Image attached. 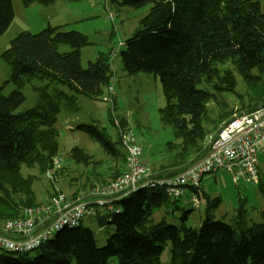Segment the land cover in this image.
<instances>
[{
  "label": "trees",
  "instance_id": "obj_1",
  "mask_svg": "<svg viewBox=\"0 0 264 264\" xmlns=\"http://www.w3.org/2000/svg\"><path fill=\"white\" fill-rule=\"evenodd\" d=\"M56 1L22 0L26 7ZM110 2L119 9L152 4L134 35L126 40L121 60L129 75L148 72L163 82L166 104L161 108V119L172 126L180 140L168 143L169 149L175 151L172 162L150 177L147 184L108 203L100 204L97 197L83 195L79 190L72 192L67 195L69 199H88L89 214L51 231L34 249L0 247V264H110L114 257L118 258L117 264H165L161 256L168 244L169 264H264V210L260 219L254 220L241 202L231 222L216 219L214 209L222 198L206 195L204 219L199 227L188 223L191 210L184 211L179 225L164 217L156 222L153 216L156 208H162L172 198L176 202L184 197H173L156 178L184 169L198 157L209 132L235 113L264 103V9L260 0ZM14 16L12 0H0V36ZM65 26L48 23L39 32L23 30L2 53L11 67L7 82L15 88L5 94V84L0 86V225L22 219L27 208L46 203L39 201L33 188L38 176L23 172V168H37L43 174L53 166L60 147L57 123L61 112L74 106L77 94L101 93L115 75L111 54L100 53L84 67L81 48L90 44L89 36ZM62 45L70 49L62 50ZM238 75L245 84L239 91ZM35 77L62 82L70 91L39 86L36 104L23 109V89ZM211 103L217 107L212 111L216 117L210 115ZM123 124L121 120L117 126ZM76 129L98 139L109 156L122 161L112 167L107 177L97 173V182L96 177L90 180V187L118 177L125 168L126 152L119 150L96 124L80 123ZM71 153L76 163L95 161L84 148L76 146ZM200 189L201 183L188 186L185 195L190 199L195 195L197 202L193 203L198 208ZM43 215L39 212L35 217L41 219ZM87 218L108 228L110 234L104 245L98 244L93 229L83 223ZM2 232L13 239H25L23 233L3 228ZM36 249V256H28Z\"/></svg>",
  "mask_w": 264,
  "mask_h": 264
},
{
  "label": "rangeland",
  "instance_id": "obj_2",
  "mask_svg": "<svg viewBox=\"0 0 264 264\" xmlns=\"http://www.w3.org/2000/svg\"><path fill=\"white\" fill-rule=\"evenodd\" d=\"M12 2L15 10L14 19L5 33L0 36V86L5 84V94L10 93L15 86L12 82H7L11 75V67L3 59L2 53L18 33L26 29L39 32L48 23L52 25H59L53 23H65L67 29H76L86 33L89 36L90 44L81 48L83 66L88 67L89 61L95 60L100 53L111 54L115 73L110 79V81L115 80V91L111 101L105 100V97L110 94L108 86H105L102 92L96 96L77 94L74 106L64 108L59 115L57 123L60 131L58 156L62 158L60 173H57L59 170L54 171L50 178L46 172L40 174L37 168H23V172H30L38 176L33 188L39 201L43 203L49 201V191L52 194L62 192L70 196L72 192L79 190L83 195L84 193L91 195L90 180L92 181L100 172L107 177L112 167L122 162L109 156L98 139L85 131L76 129L80 123L96 124L116 142L119 150L123 149L126 152L125 169L121 174L128 169V149L121 139L120 126H117L121 120L124 123L121 127L131 126L133 128L141 147L139 159L150 168V177L158 174L162 167L170 165L171 157L175 151L169 149L168 143L180 140L176 137L172 126L164 124L161 119V108L166 104L163 82L159 76L156 77L148 72L140 71L135 75H129L124 70L121 60V51L126 48V40L134 35L141 18L150 11L152 4L138 8L123 6L119 9L110 2L111 10L116 15L115 20H111L107 18L108 12L102 0H62L54 5H32L29 7L24 6L22 0H12ZM260 2L264 9V0H260ZM49 14H53L52 20L48 18ZM61 49L69 50L70 47L62 45ZM238 79L237 89L239 91L245 87V84L240 75H238ZM39 86H45L49 90L70 91L67 85L62 82L47 77H35L23 89L26 95L23 109L36 104L38 96L36 88ZM224 97L230 99L228 94H225ZM209 107L210 115L216 117L215 113H212L213 109L216 111V105L211 103ZM119 137L122 144L118 142ZM76 146L92 153L95 161L89 164L76 163L71 153V150ZM223 171L222 174H208L212 177L211 184L209 187H205V191L212 193L213 197L222 198L219 207L214 209L216 219L231 222L235 215L233 208L241 202L250 211L249 216L252 219H260L261 211L264 210V154H260L259 157V185L242 174L236 178L231 171L227 169ZM85 183H88L89 186L85 187ZM189 199L184 196L181 200L174 202L172 198L162 208H156L153 212L155 221H160L164 217L167 222L179 225L184 211L191 210L188 223L193 227H199L204 219L206 198L201 195V208L195 207L194 201ZM83 223L93 229L100 246L106 243L110 234L107 227L101 226L94 219H84ZM170 247L171 244H168L161 256L165 264L170 263ZM38 252L37 249L30 251L28 256L34 257ZM117 262V257L110 260V264H117Z\"/></svg>",
  "mask_w": 264,
  "mask_h": 264
},
{
  "label": "built area",
  "instance_id": "obj_3",
  "mask_svg": "<svg viewBox=\"0 0 264 264\" xmlns=\"http://www.w3.org/2000/svg\"><path fill=\"white\" fill-rule=\"evenodd\" d=\"M108 12L107 18L115 20V13L111 10L110 0H102ZM110 94L105 100L111 101L114 81L108 85ZM121 139L128 149V169L115 179L104 185L92 187L91 195L97 197V202L104 204L114 198L130 193L150 180V168L140 161L141 147L131 126L121 128ZM264 154V103H257L235 113L232 118L225 120L220 127L209 132L198 157L181 171L156 180L164 184L173 197H182L187 194L188 186H199L202 178L223 169L231 171L237 178L246 175L258 185L259 157ZM62 165V158H54L53 166L46 175L52 177ZM79 197L69 199L62 192L52 194L49 201L41 206L27 208L22 219L8 220L0 229L8 232H18L25 235V239H13L4 232L0 233V247L11 250L25 251L36 248L49 233L60 228L70 221H78L81 216L89 214V201ZM191 200L197 202L195 195ZM39 212L44 215L41 219L35 217ZM2 226V227H1ZM40 227V228H37Z\"/></svg>",
  "mask_w": 264,
  "mask_h": 264
},
{
  "label": "crops",
  "instance_id": "obj_4",
  "mask_svg": "<svg viewBox=\"0 0 264 264\" xmlns=\"http://www.w3.org/2000/svg\"><path fill=\"white\" fill-rule=\"evenodd\" d=\"M62 0H58V1H56L55 3H53V4H49V5H54V4H56V3H60ZM32 5H43V4H38V3H34V4H32ZM32 5H30V6H32ZM38 7H40V6H38ZM49 17V19L50 20H52V18L53 17H51V16H53V14H49L48 15ZM66 20H69V19H66ZM67 22V21H66ZM68 23V22H67ZM51 24V23H50ZM53 24H65V23H53ZM125 169V168H124ZM224 170V169H223ZM223 170H221L220 172H218V173H220V174H222V173H224V171ZM217 173V174H218ZM216 175V174H215ZM211 175H208L207 174V176L205 175L204 177H203V179H202V181H201V189H200V193H199V196H200V207L199 208H201L202 207V202H201V195H203V197H205V198H207L206 197V195H210L211 197H213V195H212V193H207L206 191H205V187H209L210 186V184H211V178L212 177H210ZM243 176H246L245 174L243 175ZM243 176H241V178H243ZM247 177V176H246ZM244 179V178H243ZM94 182H97V177L94 179ZM187 197V196H186ZM188 198H190V197H188ZM206 201H207V199H206ZM235 207L233 208V210L235 211Z\"/></svg>",
  "mask_w": 264,
  "mask_h": 264
}]
</instances>
